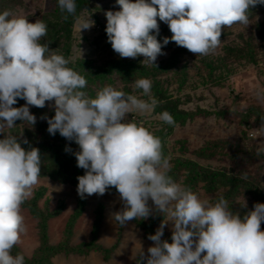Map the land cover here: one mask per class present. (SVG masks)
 Listing matches in <instances>:
<instances>
[{"label": "clouds", "instance_id": "9594fccd", "mask_svg": "<svg viewBox=\"0 0 264 264\" xmlns=\"http://www.w3.org/2000/svg\"><path fill=\"white\" fill-rule=\"evenodd\" d=\"M116 4L120 10L105 13L113 51L121 58L143 56L144 65H155L170 40L196 56L215 54L223 29L247 27L250 6L264 0H116ZM58 6L62 13L75 16V0H58ZM158 20L172 33L163 43L157 39ZM77 23L80 32L94 26L90 18L77 17ZM47 32L43 20L32 23L11 10L0 12V264H25L24 254L13 255L12 250L27 232L22 206L32 197L41 174L40 150L22 147L28 140L5 130L13 129L17 121L34 126L37 117L29 106L43 108L46 102H53L55 112L51 118L43 117L48 133L58 132L79 146L74 155L77 167L85 170L77 177L81 198L103 196L114 187L124 208L112 213L111 220L121 227L147 219L149 200L163 213L159 228L148 236L153 242L148 255L141 247L136 264H264V203L241 214L223 196L215 202L202 200L169 175L171 164L161 138L142 120L128 119L131 113H151L158 106L151 79L133 83V91L141 90L147 99L112 85L90 97L83 91L87 79L68 66L70 59L41 42ZM254 95L264 103V89ZM18 99L25 105L14 107ZM159 118L175 125L167 111ZM258 131H264V118ZM261 153L264 147L257 149V155ZM169 222L171 243L162 240Z\"/></svg>", "mask_w": 264, "mask_h": 264}, {"label": "rangeland", "instance_id": "374dc122", "mask_svg": "<svg viewBox=\"0 0 264 264\" xmlns=\"http://www.w3.org/2000/svg\"><path fill=\"white\" fill-rule=\"evenodd\" d=\"M13 5L15 14L34 23L54 9L55 1L14 0ZM109 10H120L116 0H90L78 18L80 21L90 18L94 21V26L81 32L77 20L73 26L68 58L72 65L80 64L74 70L88 81L83 91L94 98L97 90L112 85L126 94L147 99L141 95V90L133 91V83L140 75L128 76V69L144 71L146 76L141 78L151 79L154 97L157 90H162L180 100V108L191 111L201 109L208 114L198 115L184 125L176 124L172 131L167 130L164 155L169 159L171 167L176 159H187L226 174H243L264 189V153L257 155V149L264 147V131H258L261 118H264V103L254 95L257 89H264V40L260 34V28L264 26V4L250 6L252 16L249 17L250 24L247 27L236 24L223 29L221 44L215 54L196 56L170 41L162 47L165 54L157 57L155 65H144L143 56L121 58L113 51L106 33L105 13ZM158 23L160 30L157 39L163 43V39L170 38L172 33L165 23L159 20ZM230 48L243 49L246 53L248 48H252L253 56L238 59L228 53ZM58 50L64 51V48ZM52 103L50 102L49 107ZM159 117L160 113L154 110L146 114L131 113L128 119L142 120L144 126L155 134L164 127V122ZM254 132L255 136L250 135ZM211 145L218 147L219 153L215 157L203 159L196 154ZM197 194L202 200L210 202L216 197L207 195L202 190ZM36 196H40V208L47 206L49 212L56 213L48 223L46 235L50 245L64 244L67 229L73 221L70 244L90 241L94 223L100 214L97 242L104 248H114L108 259H104L99 253L86 256L60 254L53 258L52 264H136L141 247L147 256V249L153 245L143 231L136 227L135 220L123 227L111 220L112 213L124 208L119 194H85L81 198L77 187L49 178H39L29 200ZM239 201L249 204L245 199ZM148 206L151 209L149 218L159 219L155 226L156 232L164 215L151 200L148 201ZM22 210L27 232L17 246L27 259L32 260L40 255L41 228L39 221L29 211L24 208ZM170 233L171 222L164 228V234Z\"/></svg>", "mask_w": 264, "mask_h": 264}, {"label": "trees", "instance_id": "16d2710c", "mask_svg": "<svg viewBox=\"0 0 264 264\" xmlns=\"http://www.w3.org/2000/svg\"><path fill=\"white\" fill-rule=\"evenodd\" d=\"M54 1V9L45 13L40 18V20H43L48 26L47 36L44 37L41 42L48 43L51 50L64 48V51L59 50V52L62 53L61 51H63V55L68 58L74 23L81 11L88 6L90 0H75V16L68 15L66 12L62 13L58 6V0ZM13 2L14 0H0V12L5 9L13 11ZM248 15L249 17L252 16L250 8ZM65 16H67V19L64 18ZM260 32L261 38L264 40V26L260 28ZM160 42L162 43V40H160ZM228 53L238 59H246L247 57L250 58L253 56L252 48H248L247 53L246 50L243 49L230 48L228 49ZM68 66L75 69L76 67L78 68L80 64L77 63L72 65V62H70ZM128 70L130 71L128 76L137 74L138 76L140 75L139 78L146 76L144 71H136L134 69ZM155 97L159 102L158 106L155 108V112L161 114L167 111L174 118L175 125H184L188 120H193L198 115H208L206 111L201 109L191 111L180 108V100L174 99L162 90H157ZM25 103L26 101L18 99L14 107H22ZM49 104L50 102H46V106L43 108L29 106L30 112L37 117L36 124L31 127V125L27 123L17 121V125L13 129H10L9 132L28 140L29 143L22 144V147L27 149L31 146L40 150V178H49L55 182L77 187V177L85 173L84 169L77 167V161L74 155L76 151H79V146L74 141L66 140L58 132L54 136L48 133V123L43 117L51 118L55 114L54 109L49 107ZM175 125L170 126L164 123L163 129L155 133L163 142V151L166 150L164 139L167 135V130L172 131ZM0 138H3L2 134H0ZM66 148L71 149V151H65ZM218 153V147L216 145H211L205 149L199 150L196 154L200 158L209 159L215 157ZM169 175L172 176L176 182H182V185L190 187L195 193L202 190L207 195H216L212 200L213 202L223 196L228 201L229 207L241 214L253 210L256 203H264V189L253 179L243 174H226L221 171L202 167L191 160L178 158L173 162ZM107 192L119 194L114 187L109 188ZM39 197L40 196H36L32 200H28L22 206V208L29 211V213L39 221L42 241L38 258L29 260L25 257V264H52L53 258L60 254H64L65 256H86L90 253H99L104 259H108L111 256L114 248H104L97 242L101 224L100 214H98V218L94 223L92 239L90 241L77 245L70 244V239L73 235V221L67 229V239L64 244L50 245L46 235L48 223L56 216V213L49 212L47 206L44 209L40 208L38 205ZM240 199L249 201L247 207H243L244 202L242 203L239 201ZM158 221L159 219L157 218L148 217L145 220H135V225L143 231L144 236L148 238L149 235L155 234V226ZM261 230H264V223L261 224ZM171 235L172 233L163 234L162 240H167L171 243ZM16 253H23L18 246L14 247L12 250L13 255Z\"/></svg>", "mask_w": 264, "mask_h": 264}]
</instances>
